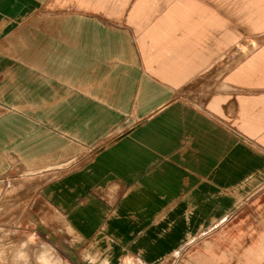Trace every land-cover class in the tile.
Listing matches in <instances>:
<instances>
[{
  "label": "crops",
  "instance_id": "obj_1",
  "mask_svg": "<svg viewBox=\"0 0 264 264\" xmlns=\"http://www.w3.org/2000/svg\"><path fill=\"white\" fill-rule=\"evenodd\" d=\"M20 169L81 256L264 264V0H0V201Z\"/></svg>",
  "mask_w": 264,
  "mask_h": 264
},
{
  "label": "rangeland",
  "instance_id": "obj_2",
  "mask_svg": "<svg viewBox=\"0 0 264 264\" xmlns=\"http://www.w3.org/2000/svg\"><path fill=\"white\" fill-rule=\"evenodd\" d=\"M36 172L20 169L17 175L9 176L4 186L3 191L6 193L9 183L11 184L9 195H12L7 203L4 202L5 195L0 201V264H107L100 260L101 254L93 248L85 247L82 256L80 250H71L57 235H64L71 245L74 244V237L64 231L61 223L59 229L57 228L59 218L48 208L40 210L39 217L44 221H39L32 213L15 212L17 208L28 209L27 192L32 186V181L27 177L37 175ZM47 248L53 252L49 261ZM87 251L93 253L92 258L87 256ZM128 262L125 261L124 264Z\"/></svg>",
  "mask_w": 264,
  "mask_h": 264
}]
</instances>
